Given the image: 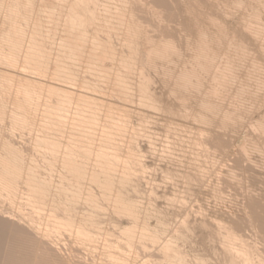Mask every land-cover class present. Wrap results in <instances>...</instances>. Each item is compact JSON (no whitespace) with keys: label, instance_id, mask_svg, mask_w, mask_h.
Returning a JSON list of instances; mask_svg holds the SVG:
<instances>
[{"label":"bare ground","instance_id":"6f19581e","mask_svg":"<svg viewBox=\"0 0 264 264\" xmlns=\"http://www.w3.org/2000/svg\"><path fill=\"white\" fill-rule=\"evenodd\" d=\"M61 1H63V3ZM84 1H87V2L90 1L89 3L92 2L94 11L96 9L98 10V8L101 9L100 7L102 6L99 3V1L100 2L104 1V6L102 7V10H100L101 11L100 13H103L102 16L101 14L100 15L98 14L99 12L95 14V15L98 14L99 16H101L99 18V16L97 15L99 19L96 17L98 21L100 22L97 21L95 23L96 26H94V28L96 29V31L94 30L95 33H98L100 35L101 33H105V35L103 34L104 38L102 37L103 38L102 40H97L98 37L97 39H94L92 38L93 37L92 35L90 36V38L88 37L89 35L87 33L86 21L84 18H82V16L80 15V12L78 11L79 3L84 2ZM96 1L97 0H92V1L91 0H38L37 7H34L33 0H0V15H1L0 17V66L2 65L3 67H5V70L7 69L10 72L9 74L13 73V75L11 76V75H8V73L2 74V71H0L1 72L0 73V121L2 119L5 120L3 116L6 115V112L3 110L7 109V112H8L7 115L9 116L7 117V120H10V124L8 122V124L10 125L9 130L13 129V131L14 130L17 131L18 129L21 131L29 127L31 128V130L34 131V126L36 125L35 122H37L38 118H40L39 122L37 123L39 124L40 127H38V129L35 128L36 129L35 134L38 133V135H35V137L33 136V138L31 139L32 141L31 144H32L34 151L32 150V147L30 148L33 152H35V155L38 154V156L40 157L39 159H41L42 161L40 163L38 161L36 164V161H37L36 159L38 158V156L35 159H34L35 156H32V154L31 155L29 154L30 156L29 155L27 156L26 150L24 151L22 147H19L20 143L17 142L19 144V146H17L16 142L15 141L13 142V139H11L12 136L15 134L13 133V131L12 133L10 132L11 135L13 134L10 138L8 137L10 136L8 129H7V132H8L7 137H5L4 135L3 137L1 135L2 133L0 132V264H150L149 263L150 260L148 259L153 257V255H151L152 251H150L151 248H152L151 250L154 249L157 252V253L156 252L154 253H156L159 256V259L161 258L163 260V263L167 262L166 264H181L182 261L185 260V259L182 260L181 258L183 257L181 256L182 253L180 254L181 257L179 256V253L182 252V250L178 252L176 251L178 249H176L175 246L173 247L175 243L173 244L171 241L174 238H172L169 241L166 240L167 237L166 239H164L165 236H167L166 233L168 232L167 231L168 229L166 230L167 227L165 228L166 223L168 221L167 218H170V217L166 216L167 217L166 218L165 216H162V214H165V213L164 211L163 213L161 211L158 212L159 210L157 212L153 211V213L151 212L147 213L146 209L141 210L140 208L141 205L139 206L136 201L132 200L131 197H128L130 195L132 196L131 193L128 196L126 195L129 192L126 193L125 188L126 186L128 187L129 184H131V183H128L129 182L128 180L131 177H128V174H127L130 172V171L128 172V170H130L129 164H133L135 168L141 165H139L138 159H136L134 154H131L129 152H128L129 156L127 155L128 158L126 157L125 159L127 161H124V158L123 160H121V154H120L121 149L119 147L120 145L116 144V141L112 139V135L118 133L120 131L119 129L123 131V129L120 126H123L124 128L125 123L124 122L119 123L120 120L117 123H113L115 120H113V122L111 120H107L113 116L112 112H110L112 113V115L110 114L111 117L108 115L109 114L108 112L107 115L104 114V117L106 115V117L109 116V118H102V115L100 114V112L97 113V111L94 110L95 108L93 109V107H95L94 106L95 105L94 96L93 97L87 96V94L91 91L95 92L98 88L96 85H92L90 83L82 81L81 83L82 85L80 84V86L78 87L74 86L75 88L71 87L76 82H79V80L76 78V75L74 76V73H73L74 72L72 69L73 62L75 61L79 62L84 56H87V59H88L87 62L90 61L89 62L90 64L100 63L105 60L110 61L112 59L113 57L112 55L114 54L115 51L112 49L113 46L110 45L111 44L109 43L110 38L108 37L112 34L111 32L117 30V29L114 30L115 26L113 25L112 20L116 21V24H117L116 27L119 26L118 28L120 27L124 28L123 34H124V31H126L125 32L126 35L124 37L125 40L124 42H122L123 43L122 45L126 46L125 49H127L129 51L128 53L131 54V55L129 54L128 57L129 56H131V58L134 57L133 54H136V52L140 54L141 56L140 58H138L140 59V62H142L143 65H148L147 67H150L154 72H157L159 75H161L162 79H159V80H163V82L165 84L167 83L166 85L170 87L169 89L167 86H165L166 87L165 90H167V96H169L168 94L170 93V96L172 95L174 98L170 96L168 98L169 99L171 98L172 100L176 99L175 101L173 100V102L175 103H172L173 104L172 106V104L170 103V100L169 102H167L168 98L166 94L164 93L165 96L163 97L167 99L165 101V99L162 98V100H164V104L165 102H167V104L170 103L171 106L169 104L168 105L161 104L163 103V101L161 100H160L161 102L159 106L158 104L159 100L155 102V100L159 98L155 97L154 94L156 93L154 92L153 95L156 99L154 98L153 101L157 103L156 105L159 106V107L157 106L159 108L158 109L154 102L149 103L151 102L149 100L153 99V96H151L152 94L150 95V93H146V90H145V94H143V91H144L142 89L143 85L141 83H136L137 86H134V87H137L136 91L138 89V94L140 93L139 94L140 100L138 103H140V105L142 104L141 107H146V110H147V107L149 109L151 108V110L154 108L153 109L154 111L158 109V113L160 110L164 111L163 112L164 116H166V114L168 115V113L171 115L174 114V116H172L173 118L175 117V115H177L180 118L182 117L183 120L185 119L184 121H187V119L191 118L192 116L191 114L194 111L193 110L192 112H189L191 114H188L187 110L185 109V106L187 107L186 104H188L186 103V101L188 100V95H189L188 92L190 93L200 92V94H204V96L205 94L206 95L211 94L210 97H208L209 99L208 98L207 99L198 98L199 100L197 99L198 101L193 103L195 105L192 104L194 108L197 107V109H199V112L200 111L204 112V116H205V112L207 111L206 114H208L209 112L210 118L216 115L218 116V118L220 117L219 122L221 120L222 123H224L222 119L228 120V122L231 120L232 122H236L237 120L241 121V118L243 117V116L241 117L238 116L239 114L240 115L243 114L241 113L243 112L242 110H240L241 112L239 113V108L241 109L242 104L245 103L246 105L247 104L246 102H248V101L246 102L241 101V100H244L241 98L244 92H245L244 96H246V93L248 92L244 90V87H246L244 85L250 82L249 80L247 81L248 83H245L246 80H244L243 77L245 76V73H246L247 77L245 76V79L248 78L250 76L249 71L251 70L247 72L246 69L250 67L252 68V71H253V68H255L258 65V63L254 65L252 64L253 61H251V63L248 64L249 66L247 68H245L246 67L245 64L244 66L242 65V68L239 65L241 61H244V59L246 61V58H245L246 48L245 47H249L248 45L250 46L253 44L256 45L255 47H257V50H258L257 53L259 52L260 56L264 58V29H261L262 26H260L264 22V21L261 22V17L264 18V0H231V1L229 0L228 1L231 6L235 5L234 7L240 8V10L243 13L247 14L244 17H242L241 16L242 14H240L242 18L238 17L239 19L235 20L234 22L232 21L234 20L232 19L233 17L232 18L230 17L231 21L233 22V24L232 22L230 23L232 24L230 28L231 30L230 37H228L230 34L227 36L226 32H224V30L229 25L226 28H224L225 26L219 24L220 23L219 20L216 19V16L218 14L217 11H219V9L221 10L222 9L221 7H223V5L216 4L214 2L215 0H116V6H111V7L109 3L112 2L113 0L110 1L109 3H106V4H109L108 6L105 4V2H108V0H99L98 2ZM97 4H100V7L98 5V7L96 8ZM38 6L41 9H39ZM207 7L211 10H207L206 9ZM228 10H229V7H228ZM42 12L46 14L47 16L46 18H48L46 19L47 22L49 21L50 25L51 24L54 25L53 28L58 27L57 26L58 21H60L59 23L62 22L63 23L62 26L65 28L64 32H60L62 34L64 33V36L60 34L61 36H63V38L61 37L62 39H59L60 43H58L59 40H57L56 38L55 39L58 42L55 43L56 41L55 42L53 41V43L59 44L58 48L55 47V49H58L59 53L58 55H56L57 58L54 56L55 57L54 59L51 58L53 56H50L51 52L49 53V52H46L45 50V48L47 49V46L46 45H45L46 47L44 46L45 40L47 39V41H49L48 43L51 44L52 41H50V39L52 37L50 36L51 34L53 35V33H51L52 30H50L51 29L50 27H49L50 31H48L47 28L45 30L44 24L46 25L48 23L41 22L42 16L40 13ZM210 12L217 13V14L215 13L216 16L214 15L215 18H213L212 13ZM93 15L94 14H92V16ZM43 19L45 20V17ZM94 20L95 19L93 18V21ZM145 20L150 21L151 23L154 24V27L156 28L154 32L156 33L155 35L157 36L155 38V35L154 34L152 35V32L150 31L151 34L149 32L150 34L149 37L154 36L156 40L155 39L153 40L147 36L148 30H144V29H146L148 25L146 27H143V25H146L145 22L147 23V21ZM59 27L61 28V26ZM151 27L149 28L151 29ZM210 28L213 29L214 31L211 32ZM56 30L57 29H55V33H56ZM44 31H47V33L45 32L46 33L45 34ZM123 34H122V37H123ZM236 34H240L238 35L239 37L236 36ZM251 42L253 44H250ZM88 43H90L91 45L90 47H87ZM47 45L49 46V44ZM135 45L136 46L138 45V47H136ZM139 45L141 49L139 48ZM180 46L185 48L186 51L184 50V52H187V51L190 52L189 56L186 55L189 58H184L182 56V53H180V50H181ZM51 51L53 52V50ZM21 52L24 53L23 56H21L22 61H20ZM126 56L124 58H126ZM128 57H127V62H128ZM248 57H251V56H249L248 54ZM113 58H115V56ZM63 59L65 61H63ZM135 61L136 60L134 59V61L132 62L135 63ZM258 61L261 65V61L260 60ZM251 64L254 65V67H252ZM49 65L52 66L51 68L53 72L52 74H50ZM237 66H239L238 69L240 68L243 69L244 67V70H246V71L241 70L245 73H244V76L242 77L243 78L242 80L244 82L240 83V84L242 83L243 84L245 83V84L244 85L242 84L244 86L242 89H241L242 87L241 85H239V88L237 87L239 90H236L234 88L237 91L235 92L234 90L236 94L234 93V95H232L233 93L231 91L232 93L231 96L232 97L234 96L238 100L235 98L234 99L231 97L230 98L232 99V102L240 101L241 103L242 102L243 103L240 105L239 104L240 102L239 103L237 102L239 106L237 103L236 104L234 103L235 105H237L236 107L235 105H233V103H231V105L229 103L228 105L230 107L233 105L235 109L231 107L232 109L229 108V110H227L229 106L227 107V109H225L226 107H224V105L220 103L222 105L221 107V105L217 103L216 100L218 101L219 99L222 98L221 95L224 91L227 94L231 90V87L233 88L232 84L234 85L237 83L236 85L238 86V82H240L239 79H238V82H235V83H234L235 80H232V79H235L236 77L238 78V76L235 77V75L237 74L236 70L234 71V69H236ZM19 67H22L24 68V70H26L21 73H28L30 74V76L35 75L37 76V78L35 76L34 77L27 76L28 74L23 75L20 73V75H18L17 73L16 75V73L14 72L15 70L20 69ZM173 67L174 68L176 67V70L173 69ZM22 68L20 69V71L21 70L23 71ZM254 71L252 72L253 77L255 75ZM107 72H106V75H109V73ZM256 72L260 73L258 71ZM257 73H256V76L257 75L260 76L262 74V72L260 74H257ZM51 75L53 77H51L50 79L53 82L55 81L56 83L46 82L47 81L46 78H48V76H51ZM110 76L111 75H109V77ZM114 76L115 75L111 76L113 77L112 82L113 83L115 82L112 88L113 89L114 87L116 89L118 88L116 95L118 96L122 94L124 95L125 92L126 94H128L127 92L128 91L130 92V90L128 89L127 91V88L120 84L119 79H117L116 77L114 79ZM207 76H208V79L210 77L209 94L204 93L202 91L204 87L201 90V87L204 86L203 81L205 78H207ZM256 76L254 77V79H251L250 77L251 81H253L254 83L252 86L256 85L257 83L258 84L256 86L264 85V81L259 80L258 79L259 77L257 78ZM38 77H43L46 80L45 81L43 79V81H45L46 83L42 81V78L38 79ZM157 77H160V76H157ZM262 77L264 76L261 75L260 79ZM231 80H232L231 82L232 84L230 83L231 84L230 86L229 82ZM158 82L162 83V81H158ZM170 82L172 83V85L169 86L168 84H171ZM164 83H162L161 86L165 85ZM149 85L151 84L149 83ZM149 85L148 87L145 85L147 88V92L149 91L148 90ZM227 86H229L230 90H228L229 88ZM152 87L154 88L156 86L152 85ZM152 87L151 89H153ZM157 87H160V86H157ZM254 87H252L253 88L252 90H250L247 87V90L248 89L250 90L247 93L248 96H251L253 94L251 93V91L254 90ZM260 87H257L255 89L257 90L259 88L258 90L260 91L264 89V86H262L263 88H260ZM76 88H78L79 90H77ZM161 89L159 90L163 92L164 89L163 88ZM200 90L202 91V93ZM206 90L205 92H207ZM227 90L228 92H226ZM256 90L253 92L257 93ZM151 91L152 90H150L149 92ZM220 93L221 95L219 97ZM256 93H254L253 95H255ZM146 94H149V95H146ZM158 94H159V91H158ZM197 94L199 95V93ZM201 96L199 95L200 98ZM149 97L151 98L148 99ZM225 97H223V99ZM227 98L229 97L227 96ZM253 98H254L253 100H256L255 99L256 95ZM96 100L98 101V99ZM146 100L149 102H147ZM177 100L179 101L177 102L179 103V105L176 104ZM246 100H249V98ZM224 101L226 100L224 99ZM253 103L254 102H251V104ZM174 104L177 105V108L174 107ZM223 107L224 109H222ZM187 108L191 109L189 107ZM243 108H244V105H243ZM222 110L223 111L231 110L230 112L232 113L226 112V111L223 112ZM109 111L111 110L109 109ZM184 111L187 113H185ZM97 114L101 115L100 118L104 119V121L106 119L107 121L111 123L106 121L109 124L108 126H106L105 123H103L104 125L102 123H99L101 122L100 121L101 119L99 118V115ZM194 115H196V113ZM196 116L195 118H193L194 116H192V118L193 119L198 118L197 120L201 124L210 123L211 125H213L218 120L215 118L209 119V117L207 116L205 118L202 115V113H199V116L197 118ZM98 118L100 119L99 122H98ZM177 118H174V119H177ZM180 118H179V121L180 120L182 121V118L181 119ZM213 119H215V121ZM262 119L264 120V118H260L261 122H263ZM242 121H243V118H242ZM242 121L240 123H243ZM232 122H230V125L228 123L226 125L227 126L229 125V127L230 126L232 127L233 125L231 124ZM261 122H257L258 124H254V125L255 126L258 125V128H259L260 124L261 125L264 124ZM118 123L121 125H119ZM255 126H253L255 129L252 126H251L252 128L251 127L250 128L253 129L254 131L261 129V127L260 129H257V127ZM8 127L9 126L7 125V128ZM263 128L264 127H262L260 131H262ZM215 132L217 133L219 131H215ZM163 133L166 134L167 133L166 130L165 132L163 131ZM199 133L197 135L198 138H194L193 141L188 139L189 141H192L191 145L193 144L195 148L197 147L198 149L200 148L199 149L200 152H198L195 155V158L197 157L200 158L199 157L200 155L201 156L205 155V154L202 155L203 153H205V150H204L205 146L203 147V142L201 141L202 139L201 140L199 139V135H201L202 132L200 134ZM208 133L210 132L208 131ZM181 135L182 134L177 135V136L180 137ZM167 136H169V134H167ZM218 136L216 137L212 136V138H215L218 140L220 139L218 138ZM181 137L179 138L180 140L182 139ZM171 138L169 136V138L166 137L164 140L165 141L167 139L170 140ZM174 138L175 137H173V139L171 140L174 141L175 140ZM177 139L178 138H176V140ZM215 139L213 140L216 141ZM112 140L114 141V143ZM170 142H168V144H170ZM174 142H173V145L175 147H177L178 145L180 146V144L176 146ZM220 142L219 144H222V142L221 143ZM31 144L29 146H31ZM171 145H169L168 147L166 143L167 148L164 147L163 149L166 148L167 150L170 151V149L172 148L171 150L172 152L177 150L178 155L182 154L181 152L179 154V151L181 149L180 147H183L182 145L180 147L178 146L180 149L175 148L174 146L173 148ZM194 146L193 148L191 147V149L190 148L189 149L190 150L194 149ZM216 147L214 146V148ZM243 148L240 151H242L243 153H247L246 151L244 152ZM184 149L186 148L184 147ZM28 150H29V147H28ZM194 151L192 152L196 153V150ZM166 152L169 153L168 151ZM166 152H164V154ZM242 152L241 154H243ZM160 153L161 152H159V154ZM178 155L177 154L176 156L171 155V157L173 156V159H175V157H178ZM243 155L246 156V154H243ZM31 156L33 157L35 162L34 160L31 159L32 158ZM167 156L169 157L170 153ZM198 158H197V162L199 160L202 161V159L198 160ZM180 159L178 158V160ZM190 159H194V158L191 157ZM38 163L39 164L43 163V166L41 165V167H39ZM187 164L188 166L186 167L188 168L191 165H193V163H191L190 165L189 162H187ZM197 165H199V163ZM235 165H238V164H235ZM193 167L194 166H192V170L188 168L187 169L191 170V172L196 170V172L194 171L193 173H191L192 175L190 174V176H188L189 175L188 174L189 172H188L187 173L188 175L185 174L188 178L186 177V179L184 180L188 179L187 182L185 181L186 184L190 180L189 185L192 184L191 183L192 181L193 182L195 181V183L198 182L196 184L199 185L201 183L200 178L203 179L202 176H204L202 175V172L205 171L203 170L204 169L203 167L205 166L202 167L203 169L200 168V171L202 169V172L197 171L199 170L197 167H194L196 169H194ZM257 167H259V165ZM187 169H186V172L188 171ZM199 172L201 173V175L199 174ZM212 174H215V173H212ZM161 175L163 174L161 173ZM167 176L170 177V175H167ZM171 178L172 177H170L169 180ZM163 180H166V179L164 178ZM176 180L178 181L179 179H176ZM207 180H209V178ZM186 184L185 186H188ZM164 186H167V185H164ZM90 187L92 188L94 187V188L90 189ZM95 188L97 189L98 192L95 191L93 193L92 191ZM134 189L135 188H133V192L135 193L133 195H138V193L136 192L137 190L135 191ZM238 190H241V189H238ZM221 191L222 190H220L217 187L214 188L213 191L211 189V192L214 193V198L216 199L217 197L219 202L222 201V196L223 197L225 196L224 194H222ZM242 192H243V189H242ZM165 193L167 194L166 191ZM224 193H226V191H224ZM232 193L234 194L235 192L232 191ZM232 193H231V196L233 195ZM244 193H247V195L245 194L246 204L245 203L244 205L241 204L242 210H246L248 208L250 212L249 211H248L249 213L246 212L247 210L245 212L242 211L243 212L242 215L244 214L243 216L245 218V222L248 223L247 225L248 227L247 226L246 227L249 228L248 230H250L251 234L253 235L252 237H254L253 238L254 240L250 241L248 238H250L251 236L250 237L248 236V238H246L244 237L245 233L243 236L242 233L241 235L239 234L240 233L239 231H238L239 233H237V231H234L232 229L233 228L232 226H236L234 219H233L234 225H232L233 223L232 224L230 223L232 226L228 222L225 221L231 226V228L229 225L225 223H224L225 225L222 223L217 226L215 225L214 227L216 228V230L215 229L213 230V228L211 230L210 228L211 230L210 233L212 234V232L214 231L213 234H216L217 240L216 239L215 240L216 242H218L217 244L221 250L220 251L221 257L218 258L219 260L218 259L216 260L217 262L216 264H264V202L263 200L261 202L259 198L255 199L250 193L246 191H244ZM255 193L256 192L254 191V194ZM240 196H243V195L240 194ZM167 197H166V200H167ZM225 198L227 197L225 196ZM228 198L226 200L229 202ZM233 198H232V202H233ZM263 198L264 196L261 199ZM170 200L172 199H168V201ZM226 200H223V202ZM216 204H217V201H216ZM82 206H84L85 210L81 212L80 207ZM175 206H179V204ZM229 207L230 206L228 205V208ZM167 213L166 215H168ZM170 215L172 214L170 213ZM173 216H174V213H173ZM229 217L234 218V215L233 217L232 216H229ZM200 218L198 220H200ZM150 219L154 220L153 225L149 223ZM233 220L229 222H233ZM204 221L205 220H203V222ZM203 222L201 225H203ZM247 223H244V224L246 225ZM206 225H209V223H207ZM183 227L181 226V228ZM199 227H202V226H199ZM241 227L242 225L240 224L239 230L243 228ZM178 228L180 227L178 226ZM206 228L208 229V227ZM199 229L201 230L202 228H199ZM202 230H205V228ZM207 231L209 232V229ZM180 232H181V235H180L181 237L179 236L177 237L178 239L180 238L183 239L184 234H182L183 233L182 231ZM242 232H243V229H242ZM244 232H247V231L244 230ZM63 234L64 235L66 234L68 238L72 239V241L69 239L68 243H70L71 245V242H73L71 247L75 246V248L70 249V247L68 246L69 244L67 245V242H65L66 240L61 238L62 236H64ZM172 234H171V237H172ZM199 234H202V232ZM213 234L210 236H214ZM210 236L208 237L210 238ZM18 237L25 238L28 241V243L25 245L17 244L15 241ZM178 239L175 238V240L177 241ZM210 239L214 240L212 237ZM177 241L175 242L177 243ZM206 241L212 242L210 240H206ZM179 244H181V242ZM162 260L161 262L160 261L159 262L162 263ZM201 260L199 259L197 261V264H208V262H211L208 260H207L208 262L207 261L205 262L204 259L202 260L203 261L202 262Z\"/></svg>","mask_w":264,"mask_h":264},{"label":"rangeland","instance_id":"374dc122","mask_svg":"<svg viewBox=\"0 0 264 264\" xmlns=\"http://www.w3.org/2000/svg\"><path fill=\"white\" fill-rule=\"evenodd\" d=\"M92 1V0H91ZM99 0H97L96 2H98ZM110 1H112V0H108V2H105V4L106 3H109ZM114 1V2H113ZM112 2L113 3H115V4H113L112 2H110L109 4H110V7L111 6H116V0H113ZM218 0H215L214 2L216 3V4H218V5H223V7H221L222 9L220 10L219 9V11H220V13H219V11H217V16H216V14L214 13V12H210V13H212V15H213V18H215V16H216V19L217 20H219V24H221V25H223V26H225L224 28H226L228 25V29L226 28L225 30H224V32H226V34H227V36L228 37H230L231 36V30H230V28H231V26H232V24H233V22L235 21V20H238L239 18L238 17H244V16H246L247 14L246 13H243L241 10H240V8H236V7H234L235 5H233V6H231L230 5V3L228 2L229 0H219L218 2H217ZM231 1V0H230ZM62 3H63V1H61ZM90 2V1H89ZM89 2H87V1H84V2H81V3H79V6H78V11L80 12V15L82 16V18H84L85 19V21H86V26H87V33H88V37L90 38V36L92 35L93 37L92 38H94V39H97V37H98V39L97 40H102L103 38H104V36H103V34L105 35V33H101L100 31V33H101V35L100 34H98V33H95V31H96V29L94 28V26H96L95 25V23L98 21V19L102 16V14L103 13H100L101 11L100 10H102V7L104 6V1H99V3L101 4V6L102 7H100V4H97V6H96V8L98 7V5H99V7L101 8V9H99L98 8V10L96 11H94V9H93V3L91 2V3H89ZM229 3V4H228ZM232 3V2H231ZM109 4H106L107 6L109 5ZM216 4H215V6H216ZM226 4H227V6H226ZM33 5H34V7H37V5H38V0H33ZM105 5V6H106ZM220 7V6H219ZM228 7H229V10H228ZM234 7V8H233ZM38 8L39 9H41L39 6H38ZM217 8V7H216ZM215 8V9H216ZM207 10H211V9H209L208 7L206 8ZM227 9V10H226ZM231 9V10H230ZM213 10V9H212ZM218 10V9H217ZM240 10V11H239ZM239 11V12H238ZM99 12V13H98ZM242 12V13H241ZM96 13H98L99 15L101 14V16H99L98 14V16H99V18H98V16L97 15H95ZM214 13V14H213ZM41 14V18H42V20H41V22H47V20L46 19H48V18H46L47 16H46V14L45 13H40ZM92 14H94L93 16H92ZM240 14H242L241 16H240ZM215 15V16H214ZM35 16V15H34ZM235 16V17H234ZM0 17H1V15H0ZM45 17V20L43 19ZM98 19H97V18ZM227 17H228V19H227ZM232 19H234V20H232L231 21V18ZM241 17V18H242ZM32 18H33V16H32ZM93 18L95 19L94 21H93ZM263 17H261V22L262 21H264V18L262 19ZM114 21V22H113ZM145 21H147V20H145ZM145 21H143V22H145ZM60 21H58L57 22V28H53L54 27V25L53 24H51L50 25V22L48 21L47 23L48 24H44V23H42V24H44V27H45V30H46V28H47V30L48 31H50V30H52L51 31V33H53V35L51 34V36L50 37H52L51 39H50V41H52L51 42V44L50 43H48L49 41H47V39L45 40V43H44V46L46 45L47 46V49L45 48V50H46V52H51V53H53V54H51L50 53V56H53V57H51L52 59H54L55 57L57 58V56L56 55H58V53H59V51H58V49H55V47L56 48H58L59 47V44H55V43H57L58 41H56V39L57 40H59V39H62L63 38V36H64V33L62 34V33H60V32H64V30H65V28L62 26L63 25V23L61 22V23H59ZM98 22H100V21H98ZM223 24H222V23ZM232 22V24H230ZM260 22V23H261ZM112 23H113V25L115 26V28H114V30H116V31H113V32H111L110 34V36L108 37V38H110V40H109V43H111L110 45H112L111 47H112V49L116 52V54H115V52H114V54L112 55L113 57L115 56V58H113L112 57V59L110 60V61H103V62H100V63H94V64H90L89 62H87L88 61V59H87V56H84L79 62H73V65H72V69H73V73H74V76L76 75V78L79 80V82H76L73 86H71V87H73V88H75V87H78V86H80V84L82 83V81L83 82H87V83H90V84H92V85H96L98 88H97V90L94 92V91H91V92H89L88 94H87V96H94V99H95V107H93V109L94 110H96L97 111V113L98 112H100V114L102 115V118H109V116H110V114L112 115V113H113V116L110 118V119H107V120H111L112 122H113V120H115L113 123H117L119 120V123L120 122H124L123 124L125 125V127L123 128V126H120L122 129H123V131H121V129H119L120 131V133L118 132V133H116V134H114V135H112V139H114V141H116V144H119L120 146V149H121V151H120V149H119V151L121 152H118V153H120L121 154V160H123V158H124V161H127V160H125L126 159V157L128 158V154L129 153H131V154H134V156L136 157V159H138V163H139V165H141V166H138V167H134V165L133 164H129V169L130 170H128V172L129 173H127L128 174V177H131L128 181V183H131V184H129V186H131V187H127L126 186V193H128V194H126L127 196L128 195H130V193L132 194V196L130 195V196H128V197H131V199L132 200H134V201H136L137 202V204L140 206V208H141V210H145L146 209V211H147V213L148 212H151V213H153V211L154 212H157L158 210V212H162L163 213V211H164V213L165 214H162V216H167V217H170V218H167V223H166V226H165V228H166V230L168 231L166 234H167V236H165V238H164V236H163V238L164 239H166V237H167V239L166 240H171L172 238H174V239H172V243L174 244L173 245V247L175 246V248L176 249H178V250H176V251H178V252H180L181 250H182V252H180L179 253V256H180V254H181V256H183V257H181L182 258V260L183 259H185V260H183V261H185V262H183L182 261V263L181 264H197V261L200 259H204L205 260V262L208 260V261H211L213 264L215 263H217L216 262V260L218 259V258H220L221 257V250H220V247L218 246V242H216V234H213V232H212V234L215 236H210V235H212L210 232H211V230H212V228H213V230L215 229L216 230V228L214 227L215 225L217 226V225H219V224H227V225H229L230 223L232 224V225H234V220H235V225L236 226H232L231 224V226L233 227L232 229L234 230V231H237V233H239L240 235H241V233L243 234V236H244V233H245V236L244 237H246V238H248V236L250 237V238H248L250 241H253L254 239V237H252L253 235L251 234V232H250V230H248L249 228H247L248 226V223L247 222H245V218H244V214L242 215V211H246V212H250V210H248V208L246 209V210H242V205H244V203L246 204V201H245V196L247 195V193H244V191H246V192H248V193H250L255 199H260L261 200V202H262V200H263V202H264V198L263 199H261L263 196H264V128H263V130L262 131H260L261 129H262V127H264L263 125L264 124H260V126H259V128H258V125H254V124H258L257 122H261L260 121V118H264V93H262V92H264V89H262L261 91L260 90H256L255 88H257V87H260V88H263L262 86H264V85H260V86H256V85H254V86H256V87H254V86H252L254 83H253V81H251V79H254V77L256 76V71H258V72H262V76H264V58L262 57V56H260V53L258 52L257 53V47H255L256 45H254L252 42L250 43V44H253V45H248L249 47H245L246 48V50H245V53L247 54H245V58H246V61H245V59H244V61H241V63H240V65L239 66H241V68H242V65L244 66V64L246 65V67L245 68H247L249 65L248 64H250L251 63V61H253V63L252 64H254V65H256V63H258V67L256 66L255 68H253V71H254V69H255V75H254V77H253V71H252V68H250V67H248L246 70H247V72L249 71V70H251V71H249V74H250V76L248 77V78H246L245 79V76H246V73L245 72H243V71H246V70H244V67H243V69H238V67L239 66H237L236 67V69H234V71L236 70V73L237 74H239V75H235V77L236 76H238V78L236 79L235 77V79H232V80H235L234 81V83L235 82H238V79H239V81L240 82H238V86L236 85V84H232L231 82H232V80L229 82V84L231 83L232 84V86H233V88L231 87V90H230V88H229V86H227L228 88V90H230L229 92H228V90L226 91V92H228L227 94L225 93V91L222 93V95H221V93L219 94V97H220V95L222 96V100L221 99H219L218 101L216 100V102L217 103H222V105H224V107H226L225 109H227V107L229 106L228 104L230 103V105H231V103H233V105H235L238 101H236V102H232V99L231 98H235L234 96L232 97L231 96V94L232 95H234V93L235 92H237L236 90H239L238 88H239V85H241L240 87H241V89L244 87V86H246V87H244V90L245 91H250V90H252L253 88L252 87H254V90L253 91H257V93L256 92H253V91H251V93H256L255 95H256V100H253L254 98V96L255 95H251V96H248L247 95V93H246V96H244L245 95V92L242 94V98L241 99H244V100H241V101H243V102H246V101H248V102H246L247 104L245 105V103H241L240 101V105L242 104V108H243V105H244V108L245 107H247V108H239V113L241 112L240 110H242L243 112H241V113H243L242 115H240L239 113V117H241V116H243L242 118H243V121H242V118H241V121L243 122V123H240L241 121L240 120H234V121H236V122H232V120L231 121H229L228 122V120H224V119H222L223 120V122L224 123H222L221 122V120H220V122H219V118H218V116H216V115H214L212 118H215V119H218L216 122H218L219 124H220V126H219V124L218 123H214L213 125H211L210 123H205V124H201V123H199V121L197 120L198 118V116H199V113H202V115L204 116V112H202V111H200L199 112V109H197V107L196 108H194V106L193 105H195V104H193L194 102H196V101H198L199 99H207L208 97H210V95H206L205 94V96H204V94H200V92H197V93H199V95L201 96V95H203V96H201V98L199 97V95L195 92H193V93H190V92H188L189 93V95H188V100L186 101V103H188V104H186L187 105V107H189V108H191V109H188L186 106H185V109L187 110V112H188V114H191V113H189V112H192L193 110V112H192V116H194L193 118H195V116H196V118L197 119H193L192 118V116H191V118H189V119H187V121H184L183 120V118H182V121L180 120L179 121V118L180 117H178L177 115H175V117L174 118H177V119H174L172 116H174V114L173 115H171V114H169L168 113V115L166 114V116H164V111H159V113H158V107L160 106V102L161 101H163V103H161V104H164V100H162V98L163 99H165V101L167 100L165 97H163V96H165V94H166V96H167V90H165V86H167L164 82H163V80H159V79H162V77H161V75H159L157 72H154L150 67H147L148 65H143L142 64V62H140V59H138V58H140V54H138L137 52H136V54H133L134 55V57H132L133 58V60H132V58H131V56H129L128 57V55L130 54V53H128L129 51L127 50V49H125L126 48V46H124V45H122L123 43L122 42H124V40H125V35H126V31H124V34H123V30H124V28L122 27H120V28H118V27H116L117 26V24H116V21L115 20H112ZM60 24V25H59ZM143 24V23H142ZM145 24L146 25H143V27H146L147 25V27H146V29H144V30H148V32H147V36L149 37V35L151 34V32H152V35L154 34H156L154 31L156 30V28L154 27V24L153 23H151L150 21H147V23L145 22ZM49 25V26H48ZM92 25H93V27H92ZM59 26H61V28L59 27ZM152 26V27H151ZM260 26H262V28L261 29H264V22L260 25ZM49 27L51 28L50 30H49ZM55 27H56V25H55ZM62 27H63V29H62ZM149 27H151V29L149 28ZM94 28V29H93ZM44 29V28H43ZM55 29H57L56 30V33H55ZM120 29V30H119ZM211 29V28H210ZM30 30V29H29ZM53 30H54V32H53ZM63 30V31H62ZM95 30V31H94ZM111 31V30H110ZM151 31V32H150ZM214 30L213 29H211V32H213ZM230 31V32H229ZM47 33V31H44V33ZM146 32V31H145ZM149 32H150V34H149ZM229 32V33H228ZM45 33V34H46ZM55 33V34H54ZM59 33V34H58ZM91 33V34H90ZM94 33V34H93ZM123 34V37H122V34ZM60 34H62L63 36H61ZM59 35V36H58ZM238 35H240V34H236V36H238ZM243 35V34H242ZM55 36V37H54ZM58 36V37H57ZM114 36V37H113ZM117 36V37H116ZM156 36L157 35H155V38H156ZM60 37V38H59ZM62 37V38H61ZM103 37V38H102ZM239 37V36H238ZM56 38V39H55ZM119 38V39H118ZM149 38H151V39H155L154 38V36L153 37H149ZM53 39V40H52ZM156 40V39H155ZM53 41L55 42V43H53ZM115 41V42H114ZM120 41H121V43H120ZM224 41V40H223ZM222 41V42H223ZM46 42H47V44H49V46L46 44ZM89 42H90V40H89ZM52 43H53V45H52ZM58 43H60V40H59V42ZM108 43V44H109ZM224 43V42H223ZM55 45V46H54ZM109 45V46H110ZM247 45H245V46H247ZM45 46V47H46ZM91 45H90V43H88V45H87V47H90ZM136 46V45H135ZM134 46V47H135ZM51 47V48H50ZM136 47H138V45L136 46ZM135 47V48H136ZM181 47V46H180ZM179 47V48H180ZM116 48V49H115ZM121 48V49H120ZM139 48L141 49V47H140V45H139ZM138 48V49H139ZM183 48V49H182ZM248 48V49H247ZM55 49V50H54ZM125 49V50H124ZM181 49V50H180ZM179 50H180V53H182V56L184 57V58H189V57H187L186 55H190V52L189 51H187V52H184V50H185V48L184 47H181ZM250 49V50H249ZM256 49V50H255ZM48 50V51H47ZM51 50H53V52L51 51ZM141 51V50H140ZM139 51V52H140ZM186 51V50H185ZM249 51V52H248ZM24 52V51H23ZM23 52H21L20 53V61H22V57L21 56H23ZM55 53V54H54ZM128 53V54H127ZM185 54V55H184ZM248 54H249V56H251V57H248ZM127 55V56H126ZM131 55V54H130ZM137 55V56H136ZM55 56V57H54ZM126 56V58H124ZM135 56H136V58H135ZM127 57H128V62H127ZM247 58H248V60H247ZM257 58V59H256ZM261 58V59H260ZM84 59V60H83ZM115 59V60H114ZM130 59V60H129ZM134 59L136 60L135 61V63H133L132 61H134ZM251 59V60H250ZM254 59V60H253ZM61 60V59H60ZM86 60V61H85ZM139 60V61H138ZM258 60H260L261 61V65H263V66H261L260 65V63H259V61L257 62ZM54 61V60H53ZM63 61H65L64 59H63ZM85 61V62H84ZM112 61H113V63H112ZM130 61V62H129ZM249 63H248V62ZM256 61V62H255ZM132 62V63H131ZM140 63V65H139V63ZM142 64V65H141ZM251 64V65H252ZM254 65H252V67H254ZM2 66V65H1ZM0 66V67H1ZM3 67V66H2ZM2 67L0 68V71H2V74H7L8 73V75H13V73H11V74H9L10 72L6 69L5 70V67H3V69H2ZM20 69L22 68V67H19ZM51 68H52V66H50L49 65V71H50V74H52L53 72H52V70H51ZM250 68V69H249ZM259 68V69H258ZM2 69V70H1ZM20 69H18V70H15V72L14 73H16V75H17V73H18V75H20V73L21 72H24V71H26V70H24V68H22L23 69V71L21 70L20 71ZM173 69H175L176 70V67L174 68L173 67ZM258 69V70H257ZM237 70H238V72H237ZM241 70H243V71H241ZM108 71V72H107ZM111 71V72H110ZM4 72V73H3ZM6 72V73H5ZM106 72L107 73H109V75H115L114 76V79H115V77L117 78V79H119V81H120V84L122 85V86H124V87H126L127 88V91H128V89L130 90V92L128 91L127 93L128 94H126V92L124 93V95L122 96V95H116V93H117V89L114 87V89L112 88L113 87V85H114V83L112 82L113 81V77H109V75H106ZM1 73V72H0ZM156 73V74H155ZM235 73V72H234ZM244 73H245V76H244ZM260 73H257V74H260ZM21 74H23V75H27L28 73H21ZM158 74V75H157ZM248 74V73H247ZM260 75V76H261ZM27 76H30V74H28ZM35 75H33V76H30V77H34ZM107 76V77H106ZM157 76H160V77H157ZM240 76V77H239ZM244 76V77H243ZM260 76H256L259 80H261V81H264L263 79H264V77H262L261 79H260ZM36 78H37V76H35ZM51 77H53L52 75L51 76H48V78H46V80L43 78V77H38V79L40 78H42V81H43V79L46 81V82H48V83H56L55 81L53 82L50 78ZM244 78V80H246L245 81V83H248L247 81H249L250 80V82L248 83V84H246V85H244L243 83V85L242 84H240L241 82H244L242 79ZM247 77V76H246ZM250 77H251V79H250ZM253 77V78H252ZM48 79H50V80H48ZM209 79H210V77H209ZM208 79V76H207V78H205L204 79V81H203V85L204 86H202L201 87V90H202V88H203V92L204 93H207V94H209V92H210V89H209V82H210V80ZM109 80H111V81H109ZM237 80V81H236ZM255 80H256V78H255ZM45 81H43V82H45ZM50 81V82H49ZM52 81V82H51ZM155 81V82H154ZM158 81H162V83H164L165 85H162L161 86V82H158ZM45 82V83H46ZM154 82V83H153ZM158 82V83H157ZM256 82V81H255ZM113 83V84H112ZM136 83H141L143 86H142V89L144 90L143 91V94H145V90H146V93H150V95L151 96H153V99L152 100H149V101H151V102H149V101H147L148 99H150L151 97H149L146 101L147 102H149V103H152V102H154L153 100H154V98L156 97V98H159V99H157V100H155V102L156 101H158L159 100V102H158V104H159V106L158 105H156L157 103H155V105H156V107L158 108L157 110H151V108L149 109L148 107H147V110H146V107H141V105H140V103H138L139 102V94H138V89H137V91H136V88L137 87H134V86H137L136 85ZM149 83L151 84V85H149ZM161 83V84H160ZM171 83V82H170ZM205 83V84H204ZM154 84H156V85H154ZM208 84V85H207ZM231 84H230V86H231ZM250 84V85H249ZM77 85V86H76ZM82 85V84H81ZM148 87V85H149V91L150 90H152L151 92H147V88H146V86ZM152 85L153 86H156V87H152ZM169 86L170 85H172V83L171 84H168ZM75 86V87H74ZM157 86H160L161 88H163L164 90H163V92L161 91L162 89L160 88V87H157ZM207 86V87H206ZM236 86V87H235ZM251 86V87H250ZM151 87L153 88V89H151ZM168 87V86H167ZM172 87V86H171ZM238 87V88H237ZM247 87L250 89H248L247 90ZM146 88V89H145ZM161 89V90H159V89ZM169 89H170V87H168ZM167 88V89H168ZM207 90H206V89ZM236 90H235V89ZM246 88V89H245ZM77 90H79L78 88H76ZM200 90V91H201ZM205 90L207 91V92H205ZM209 90V91H208ZM234 90H235V92H234ZM157 91V92H156ZM158 91H159V94H158ZM165 91V92H164ZM169 91V90H168ZM202 91H201V93H202ZM231 91H232V93H231ZM260 91V92H259ZM82 92H83V90H82ZM86 92V91H85ZM154 92L156 93V94H154ZM160 92H162V93H160ZM259 92V93H258ZM131 95H130V94ZM165 93V94H164ZM169 93V92H168ZM187 93V94H188ZM119 94V93H118ZM155 95V97H154V95ZM158 94V95H157ZM162 94V95H161ZM164 94V95H163ZM197 94V95H196ZM229 97V98H227V96ZM230 94V95H229ZM236 94V93H235ZM263 94V95H262ZM4 95V94H3ZM128 95H129V97H128ZM146 95H149V94H146ZM157 95V96H156ZM160 95V96H159ZM169 96H170V93L168 94ZM193 95V96H192ZM226 97H225V96ZM159 96V97H158ZM162 96V97H161ZM169 96H167V98L169 97ZM248 96V97H247ZM261 98H260V97ZM91 97V98H92ZM148 97V96H147ZM170 97H172V98H174L172 95L170 96ZM223 97H225L224 99L227 101H224V99H223ZM231 97V98H230ZM244 97V98H243ZM245 97H247V98H245ZM252 99H251V98ZM155 98V99H156ZM161 98V99H160ZM199 98V99H198ZM239 98V97H238ZM249 98V100H246V99H248ZM93 99V98H92ZM93 99V100H94ZM96 99H98V101L96 100ZM136 99H138V100H136ZM198 99V100H197ZM209 99V98H208ZM228 99V100H227ZM231 99V100H230ZM235 99H237V98H235ZM257 99H259V100H257ZM128 100V101H127ZM161 100V101H160ZM169 100H170V103L172 104V103H175V102H173V100L175 101L176 99H169L168 98V100H167V102H169ZM172 100V101H171ZM230 100V101H229ZM238 100V99H237ZM252 100V101H251ZM97 101V102H96ZM137 101V102H136ZM211 101H213V100H211ZM233 101H235V100H233ZM263 101V102H262ZM167 102H165V104H167ZM177 102H179L178 100L176 101V104L177 105H179V103H177ZM251 102H254L253 104H251ZM153 103V104H154ZM170 103H168L169 105H170ZM235 103V104H234ZM237 103V104H238ZM260 103V104H259ZM140 106H139V105ZM164 104V105H165ZM167 104V105H168ZM193 104V105H192ZM239 104H238V106H239ZM252 106H251V105ZM98 105V106H97ZM177 105H175L174 104V107L175 108H177ZM188 105H190V106H188ZM221 105V104H220ZM222 105H221V107H222ZM233 105L231 106L233 109H235L234 107H233ZM250 105V106H249ZM171 106V105H170ZM172 106H173V104H172ZM237 105H235V107H236ZM96 107H98V108H96ZM224 107L222 108V109H224ZM230 106L228 107V109L227 110H229V108L230 109H232ZM194 108V109H193ZM259 108V109H258ZM99 109V110H98ZM108 111H107V110ZM109 109L111 110V111H109ZM197 109V110H196ZM151 110V111H150ZM183 110V109H182ZM185 110V111H186ZM227 110H222L223 112H230V111H227ZM247 110V111H246ZM3 111H5L6 112V115L8 114V112H7V109H5V110H3ZM184 111V112H185ZM196 111V112H195ZM234 111V110H233ZM245 111H246V113H245ZM249 111V112H248ZM253 111V112H252ZM95 112V111H94ZM104 112V113H103ZM109 112V116H107L106 117V115H107V113ZM110 112H112V113H110ZM163 114H162V113ZM183 112V111H182ZM187 112H185V113H187ZM198 112V113H197ZM207 112V111H206ZM206 112H205V118H206V116L207 117H209V119H212V118H210V113L208 112V114H209V116H208V114H206ZM96 113V112H95ZM167 113V112H166ZM196 113V115H194V114ZM230 113H232V112H230ZM253 113V114H252ZM104 114H106L105 115V117H104ZM3 116L4 118H5V120L4 119H2L0 122H1V124H0V127H2V128H0V132L2 133L1 135L3 136H5V137H7L8 136V132H9V135L10 136H8L9 138L13 135H11L10 134V132L12 133V131H13V129H11V130H9V128H10V120H7V117H9L8 115L7 116ZM97 115H99V114H97ZM101 115H99V118L101 117ZM170 115V116H169ZM263 115V116H262ZM150 116V117H149ZM177 116V117H176ZM201 116V115H200ZM216 116V117H215ZM245 116V117H244ZM247 116V117H246ZM166 117V118H165ZM169 117V118H168ZM171 117V118H170ZM260 117V118H259ZM98 118V122H99V120L101 121V122H99V123H105V125L106 126H108L109 124L107 123V122H109V121H107L106 119H105V121H104V119H102V118H100L99 119ZM173 118V119H172ZM180 118V119H181ZM246 118V119H245ZM8 119H10V118H8ZM129 119H130V121H129ZM208 119V120H209ZM215 119H213L214 121H215ZM259 119V120H258ZM4 120V121H3ZM36 120V119H35ZM39 120H40V118H38V121L37 122H35V126H34V131L33 130H31V128H26V129H24V130H18L17 129V131L16 130H14L13 131V133H15L13 136H12V138L11 139H13V142L15 141L16 142V145L17 146H19V144L18 143H20V146L19 147H22L23 149H24V151L26 150V154H27V156L30 154H32V156H35L34 157V159L35 158H37V156H38V154H36L35 155V152H33L34 150H33V147H32V141H31V139L33 138V136L35 137V135H38V133H36L35 134V132H36V129H38V127H40L39 126V124H37L38 122H39ZM127 120V121H126ZM166 120V121H165ZM170 120V121H169ZM194 120H196V121H194ZM245 120V121H244ZM3 121V122H2ZM102 121H104V122H102ZM107 121V122H106ZM157 121V122H156ZM164 121V122H163ZM173 123H172V122ZM191 121V122H190ZM227 121V122H226ZM240 121V122H239ZM247 121V122H246ZM249 121H250V123H249ZM262 121L263 122H261V123H264V120L262 119ZM8 122H9V124H8ZM183 122V123H182ZM196 122V123H195ZM230 122H232L231 124H233L232 125V127L230 126L229 127V125H230ZM253 124H252V123ZM256 122V123H255ZM98 123V124H99ZM109 123H111V122H109ZM118 123V124H119ZM170 123V124H169ZM229 124L228 126L226 125V124ZM242 124V125H240V124ZM9 126L8 128H7V125ZM122 124V125H123ZM140 124V125H139ZM209 124V125H208ZM222 124H224V125H222ZM238 125V126H236V125ZM251 124V125H250ZM104 125V124H103ZM119 125H121V124H119ZM138 125V126H137ZM183 126V127H182ZM186 126H188V127H186ZM213 126V127H212ZM222 126H224V127H222ZM242 126V127H241ZM249 126V127H248ZM253 126H255V127H257V129H260V127H261V129L260 130H257V131H254L253 129H251ZM119 127V128H120ZM175 128V130H174V128ZM177 127V128H176ZM179 127H180V129H179ZM191 127V128H190ZM217 127V128H216ZM236 127V128H235ZM238 127V128H237ZM251 127V128H250ZM6 128V129H5ZM32 128H33V126H32ZM36 128V129H35ZM135 128V129H134ZM164 128V129H163ZM170 128V129H169ZM186 128V129H185ZM221 128V129H220ZM250 128V129H249ZM254 128V127H253ZM7 129L9 130L8 132H7ZM125 129V130H124ZM147 129V130H146ZM191 129V130H190ZM208 129V130H207ZM210 129H212V130H210ZM218 129V130H217ZM220 129V130H219ZM255 129V128H254ZM157 130V131H156ZM161 132H159V131ZM165 132V130H166V134L165 133H163V131ZM180 132H179V131ZM181 130H183V131H181ZM201 130H203V131H201ZM139 131H140V133H139ZM171 131V132H170ZM196 131V132H195ZM202 133H201V132ZM208 131L210 132V133H208ZM215 131H219V132H215ZM260 131V132H259ZM39 132V131H38ZM122 132H123V134H122ZM125 132V133H124ZM138 132V133H137ZM169 132V133H168ZM201 133V135H199V139L203 142V147L205 146V148H204V150H205V153H203L202 155H204V156H199L200 158H198V160L199 159H202V161L201 160H199L198 162H197V158H195V155L198 153V152H200L199 151V149H198V147L197 148H195V146L192 144L191 145V143H192V141H193V139L194 138H198V133ZM256 132H258V133H256ZM174 133V134H173ZM179 133V134H178ZM183 133H185V134H183ZM191 133V134H190ZM199 133V134H200ZM204 133V134H203ZM207 133V134H206ZM216 133V134H215ZM260 133V134H259ZM6 134V135H5ZM119 134V135H118ZM136 134V135H135ZM159 134V135H158ZM163 134V135H162ZM167 134H169V136H170V138L171 139H173V137H175L174 139V141L176 142V141H178V142H174L173 140H169V139H167L166 141L164 140L166 137H168L169 138V136H167ZM180 135V134H182L180 137L182 138L181 140L179 139L180 137L179 136H177V135ZM190 134V135H189ZM212 134V135H211ZM214 134V135H213ZM158 135V136H157ZM162 135V136H161ZM166 135V136H165ZM172 135V136H171ZM184 135V136H183ZM190 137H189V136ZM220 137H219V136ZM3 136V137H4ZM115 138H114V137ZM117 136V137H116ZM177 136V137H176ZM210 136V137H209ZM212 136L213 137H216V136H218V138H220V139H215V138H212ZM14 137V138H13ZM149 137V138H148ZM164 137V138H163ZM185 137V138H184ZM204 139H203V138ZM119 138V139H118ZM162 138V139H161ZM176 138H178L177 140H176ZM208 138V139H207ZM124 139V140H123ZM126 139V140H125ZM192 140V141H189V140ZM210 139V140H209ZM213 139H215L216 141H214ZM130 140H131V142H130ZM145 140V141H144ZM184 140V141H183ZM188 140V141H187ZM222 140V141H221ZM113 141V140H112ZM114 141H113V143H114ZM171 141V142H170ZM207 141H209V142H207ZM218 141V142H217ZM222 142V144H219V142ZM228 141H229V143H230V145H229V143H228ZM18 142V143H17ZM28 144H27V143ZM30 142V143H29ZM168 142H170V144H168ZM173 142H174V144H176V146L178 145V144H180V146L182 145L183 147H180L179 145V147L181 148H179L178 146L177 147H175L174 145H173ZM207 142V143H206ZM220 142V143H221ZM132 143V144H131ZM147 143V144H146ZM149 143V144H148ZM166 143H167V145H168V147H169V145H171L172 147L174 146L175 148H179L180 149V151H179V149H178V151H179V154H180V152L182 153L181 155H178V152H177V150H175V151H171L172 150V148L170 149V151L169 150H167L166 148H167V146H166ZM214 143V144H213ZM223 143H225V144H223ZM228 143V144H227ZM24 144V145H23ZM25 144H27V145H25ZM31 144V146H29ZM122 144V145H121ZM128 144H129V146H128ZM151 144V145H150ZM165 144V145H164ZM189 144V145H188ZM133 145V146H132ZM161 146V148H160V146ZM185 145H187V146H185ZM216 147V148H214V146ZM225 145V146H224ZM227 145V146H226ZM24 146V147H23ZM193 146H194V149H192V150H190L191 149V147L193 148ZM209 146V147H208ZM221 146V147H220ZM236 146V147H235ZM242 146V147H241ZM26 147V148H25ZM28 147H29V150H28ZM30 147H32V150H31V148ZM130 147V148H129ZM164 147H166L165 149H166V151H168L169 153H170V156L168 157L167 155H169V153H167L166 151H165V149H163ZM173 147V148H174ZM184 147L186 148V149H184ZM241 147V148H240ZM244 147V148H243ZM129 148V149H128ZM132 148V149H131ZM190 148V149H189ZM212 150H211V149ZM220 148V149H219ZM222 148V149H221ZM225 149V151H224V149ZM234 148V149H233ZM244 149V152L246 151L247 153H243L242 151H240L241 149ZM160 149V150H159ZM182 149H184V150H182ZM190 151H188V150ZM198 149V150H197ZM215 149V150H214ZM217 149V150H216ZM187 150V151H186ZM194 150H196V153H193L192 151H194ZM127 151V152H126ZM131 151V152H130ZM166 152L165 154H164V152ZM211 151V152H210ZM222 151H224V152H222ZM235 151V152H234ZM238 151V152H237ZM31 152V153H30ZM129 152V153H128ZM159 152H161L160 154H159ZM163 152V153H162ZM175 152H177V153H175ZM191 152H192V154H191ZM195 152V151H194ZM234 152V153H233ZM241 152L243 153V154H246V156L245 155H243V154H241ZM172 153V154H171ZM174 153V154H173ZM185 154V156H184V154ZM188 153V154H187ZM215 153V154H214ZM221 153V154H220ZM34 154V155H33ZM176 154L178 155V157H175V159H176V161H175V159H173V156L171 157V155H175L176 156ZM219 154V155H218ZM234 154H236V155H234ZM29 155V156H30ZM126 155V156H125ZM128 155V156H127ZM165 155V156H164ZM188 155V156H187ZM243 155V156H242ZM31 156V157H32ZM169 158H167V157ZM207 156V157H206ZM229 156V157H228ZM235 156V157H234ZM239 156H240V158H239ZM245 156V157H244ZM163 157V158H162ZM167 159H165V158ZM188 157H193L194 159H190V158H188ZM30 158V157H29ZM40 157L38 156V158L36 159L37 161H36V164H37V162L39 161V163L40 162H42L41 161V159H39ZM162 158V159H161ZM178 158L180 159V160H178ZM186 158H187V160H186ZM215 158V159H214ZM217 158V159H216ZM223 158V159H222ZM229 158V159H228ZM32 160H34L33 159V157L31 158ZM140 159V160H139ZM164 159V160H163ZM189 159V160H188ZM206 159V160H205ZM226 159V160H225ZM233 159V160H232ZM235 159H237V160H235ZM245 159V160H244ZM29 160V159H28ZM169 160H170V162H169ZM174 160V161H173ZM183 160V161H182ZM190 160H191V162H190ZM196 160V161H195ZM242 160V161H241ZM253 160V161H252ZM144 161V162H143ZM169 163H168V162ZM172 161V162H171ZM239 163H238V162ZM34 162H35V160H34ZM142 162V163H141ZM163 162V163H162ZM174 162V163H173ZM187 162H189V164L191 165V163H193V165H189L190 167L188 168V167H186V166H188V164H187ZM196 162V163H195ZM209 162H210V164H209ZM38 163V166L39 167H41V165L43 166V163L42 164H39ZM173 163V164H172ZM180 163H182V164H180ZM186 163V164H185ZM199 163V165H197ZM243 163V164H242ZM247 163H249V164H247ZM253 163V164H252ZM255 163V164H254ZM175 164V165H174ZM196 166H195V165ZM231 164V165H230ZM235 164H238V165H235ZM166 165V166H165ZM172 165V166H171ZM181 165H183V166H181ZM249 165V166H248ZM251 165H253V166H251ZM259 165V167H257ZM162 166V167H161ZM163 166H164V168H163ZM171 168H170V167ZM176 166V167H175ZM192 166H194V167H197L199 170H197V171H200V168H202L203 166H205V167H203L202 169L203 170H205L204 172H202V169H201V171L200 172H202V175H204V176H202V178L203 179H201L200 178V184L198 185V184H196V183H198V182H196L195 183V181L193 182L192 180V184L191 185H189V182H190V180H189V182L186 184V182L188 181V179L187 180H184V179H186V175H188V176H190V174L191 173H193L194 171L196 172V170H194L193 172H191V170H192ZM201 166V167H200ZM133 167V168H132ZM170 169H169V168ZM174 167H175V169H174ZM193 167V168H194ZM229 167V168H228ZM159 168V169H158ZM166 168H168V169H166ZM191 169V170H188V169ZM208 168V169H207ZM211 168V169H210ZM213 168V169H212ZM215 168V169H214ZM254 168V169H253ZM162 169V170H161ZM186 169L188 170L187 172H186ZM194 169H196V168H194ZM258 169V170H257ZM263 169V170H262ZM166 170V171H165ZM177 170V171H176ZM179 170V171H178ZM181 170V171H180ZM216 171V172H214V171ZM242 170V171H241ZM120 171V170H119ZM118 171V172H119ZM160 171V172H159ZM174 171V172H173ZM185 171V172H184ZM234 171V172H233ZM260 171V172H259ZM132 172V173H131ZM171 172H173V173H171ZM189 172V173H188ZM199 172V174L201 175V173ZM220 172V173H219ZM117 173V172H116ZM156 173V174H155ZM161 173L163 174V175H161ZM167 173V174H166ZM179 173V174H178ZM188 173V174H187ZM204 173V174H203ZM212 173H215V174H212ZM231 173V174H230ZM129 174H130V176H129ZM133 174V175H132ZM136 174V175H135ZM160 174V175H159ZM175 176H174V175ZM186 174V175H185ZM120 175V174H119ZM118 175V176H119ZM158 177H157V176ZM167 175H170V177H172L170 180H169V178L170 177H168ZM173 175V176H172ZM179 175H180V177H179ZM192 175V174H191ZM194 175V174H193ZM221 175V176H220ZM263 175V176H262ZM116 176H117V174H116ZM167 176V177H166ZM163 177V178H162ZM178 177V178H177ZM185 177V178H184ZM206 177V178H205ZM225 177V178H224ZM230 177V178H229ZM248 177V178H247ZM166 179V180H163V179ZM188 178V177H187ZM209 178V180H207ZM212 180H211V179ZM227 178H228V180H227ZM263 178V179H262ZM116 179H117V177H116ZM133 181H132V180ZM142 179V180H141ZM167 179H168V181L170 182H168L167 181ZM176 179H179L178 181L176 180ZM213 179H215V180H217V181H215V180H213ZM221 179H222V181H221ZM234 180V182H233V180ZM236 179V180H235ZM259 179V180H258ZM144 180V181H143ZM184 180V181H183ZM203 180V181H202ZM205 180V181H204ZM211 180V181H210ZM257 180V181H256ZM147 183H146V182ZM150 181H152V182H150ZM163 183H162V182ZM186 181V182H185ZM199 181V180H198ZM227 181V182H226ZM239 181V182H238ZM255 181V182H254ZM260 181V182H259ZM145 182V183H144ZM174 182V183H173ZM184 182H185V184L186 185H188V186H185V184H184ZM207 182V183H206ZM222 182V183H221ZM225 182V183H224ZM232 182V183H231ZM258 182V183H257ZM162 183V184H161ZM169 183V184H168ZM172 183V184H171ZM183 183V184H182ZM194 183H195V185H194ZM208 183H210V184H208ZM261 183H263V184H261ZM156 184V185H155ZM207 184V185H206ZM226 184H228V185H226ZM236 184H238V185H236ZM259 184V185H258ZM161 185V186H160ZM164 185H167V186H164ZM170 185V186H169ZM198 185V186H197ZM217 185V186H216ZM252 185V186H251ZM134 186V187H133ZM163 186V187H162ZM172 186V187H171ZM192 186V187H191ZM195 186V187H194ZM200 186H202V187H200ZM226 186H227V188H226ZM230 186H231V188H230ZM240 186V187H239ZM256 186V187H255ZM259 186H261V187H259ZM135 188L134 190L138 193V195H133L135 192H133V188ZM194 187V188H193ZM213 187V188H212ZM219 188L220 190H222L221 192H222V194H224L227 198H228V196H229V198H228V200H229V202L226 200L227 198H225V196L223 197L222 196V201L221 202H219L218 201V199H217V197H216V199L214 198V193L213 192H211V189H212V191H213V189L214 188ZM237 187H239V188H237ZM94 188V187H93ZM92 187H90V189H93ZM128 188V189H127ZM208 188V189H207ZM233 188V189H232ZM261 188V189H260ZM96 189V188H95ZM93 190L92 192L94 193L95 191L96 192H98L97 191V189L96 190ZM131 189V190H130ZM194 189H196V190H194ZM227 189V190H226ZM238 189H241V190H238ZM242 189H243V192H242ZM154 190H156V191H154ZM170 190V191H169ZM210 190V191H209ZM236 190V191H235ZM252 190V191H251ZM131 191V192H130ZM165 191L167 192V194L165 193ZM224 191H226V193H224ZM228 191V192H227ZM231 191V192H230ZM232 191L233 192H235L234 194L232 193ZM239 191V192H238ZM254 191L256 192L255 194H254ZM263 191V192H262ZM133 192V193H132ZM169 192V193H168ZM259 192V193H258ZM136 193V194H137ZM172 193V194H171ZM213 193V194H212ZM231 193L233 194L232 196H231ZM237 193H238V195H237ZM243 193V194H242ZM253 193V194H252ZM169 194H171V195H169ZM173 194H175V195H173ZM228 194V195H227ZM230 194V195H229ZM236 194V195H235ZM240 194L241 195H243V196H240ZM246 194V195H245ZM261 194V195H260ZM152 195V196H151ZM165 195V196H164ZM212 195V196H211ZM255 195V196H254ZM168 196V197H167ZM169 196H171V197H169ZM235 196V197H234ZM240 196V197H239ZM258 196V197H257ZM166 197H167V200H166ZM214 199H213V198ZM233 198V202H232V198ZM134 198H136V199H134ZM152 198H154V199H152ZM225 198V199H224ZM235 198H237V199H235ZM242 200H241V199ZM156 199V200H155ZM168 199H172V200H170V201H168ZM175 199V200H174ZM241 201H240V200ZM138 200V201H137ZM144 200V201H143ZM181 200V201H180ZM223 200H226V201H224L223 202ZM168 201V202H167ZM173 201V202H172ZM216 201H217V204H216ZM167 202V203H166ZM171 204H170V203ZM174 202H175V204H174ZM181 202V203H180ZM186 205H184L183 203ZM225 202H227V203H225ZM170 205H169V204ZM223 203V204H222ZM231 203V204H230ZM233 203V204H232ZM237 203V204H236ZM155 204V205H154ZM179 204V206H175V205H178ZM180 204H181V206H180ZM242 204V205H241ZM167 205H169V206H167ZM185 206V208H184V206ZM228 205L230 206L229 208H228ZM233 205V206H232ZM146 206H148V207H146ZM166 206V207H165ZM83 207V208H82ZM82 207H80V211L82 212L83 210H85L84 209V206H82ZM144 207V208H143ZM180 209H179V208ZM183 209H182V208ZM234 207V208H233ZM143 208V209H142ZM151 208V209H150ZM157 208H159V209H157ZM148 209V210H147ZM153 209V210H152ZM155 209V210H154ZM169 209V210H168ZM168 210V211H167ZM178 210V211H177ZM182 210V211H181ZM228 210H230V211H228ZM168 213H167V212ZM227 212V213H226ZM230 214H229V213ZM248 212V213H249ZM150 213V214H151ZM166 213L168 214V215H166ZM170 213L172 214V215H170ZM173 213H174V216H173ZM176 213V214H175ZM189 213V214H188ZM187 214V215H186ZM194 214V215H193ZM185 215H186V217H185ZM198 215V216H197ZM232 216L233 217V215H234V218H231V217H229V216ZM236 215V216H235ZM238 215V216H237ZM193 216V217H192ZM202 216V217H201ZM171 217H173V218H171ZM189 217V218H188ZM195 217V218H194ZM201 217V218H200ZM228 217V218H227ZM194 218V219H193ZM197 218V219H196ZM200 218V220H198ZM236 218V219H235ZM246 218H247V216H246ZM186 219V220H185ZM234 219V220H233ZM171 220V221H170ZM202 220V221H201ZM203 220H205L204 222H203ZM233 220V222H229V221H232ZM239 222H238V221ZM151 221V222H150ZM154 220L153 219H150L149 220V223H151V225H153L154 224V222H153ZM174 221H175V223H174ZM187 221H189V222H187ZM199 221H201V222H199ZM228 222V223H226V222ZM237 221V222H236ZM153 222V223H152ZM169 222V223H168ZM185 222V223H184ZM198 222H199V224H198ZM202 222H203V225H201L202 224ZM209 223V225H206L207 223ZM241 222V223H240ZM182 223H183V225H182ZM191 225H190V224ZM206 223V224H205ZM244 223H247L246 225L244 224ZM170 224V225H169ZM224 224V225H225ZM237 224H238V226H237ZM240 224L242 225V229H243V232H242V229L241 230H239L240 229ZM244 224V225H243ZM167 225H169V226H167ZM173 225V226H172ZM177 225V226H176ZM226 225V226H227ZM229 225V226H230ZM178 226L180 227V228H178ZM181 226L183 227V228H181ZM199 226H202V227H199ZM231 226H230V228H231ZM247 226V227H246ZM187 227H188V229H187ZM202 228V229H204L205 228V230L207 229L206 227H208V229H209V232L206 230H200L199 228ZM204 227V228H203ZM239 227V228H238ZM169 228H170V230H169ZM184 228H185V230H184ZM193 228H194V230H193ZM195 228H197V229H195ZM210 228H211V230H210ZM236 228H238V229H236ZM190 229V230H189ZM199 229V230H198ZM236 229V230H235ZM177 230V231H176ZM244 230L245 231H247V232H244ZM176 231V232H175ZM180 231H182L183 233L182 234H184V237H183V239H178V237L177 236H179V237H181L180 235H181V232ZM186 231V232H185ZM188 231V232H187ZM192 231V232H191ZM198 231H200V232H198ZM205 231V232H204ZM239 231V232H238ZM172 232H173V234H172ZM185 232V233H184ZM202 232V234H199V233H201ZM174 233H176V234H174ZM180 233V234H179ZM203 233H204V235H203ZM208 235H207V234ZM209 233H210V235H209ZM248 235H247V234ZM165 234V235H166ZM170 234V235H169ZM171 234H172V237H171ZM179 234V235H178ZM64 235V234H63ZM169 235V236H168ZM197 235V236H196ZM207 237H206V236ZM65 236V237H64ZM64 236H62L61 238L62 239H65L66 241L65 242H67V245L70 247V249L72 248H75V246H72L71 247V245H72V243L73 242H71L72 241V239H70V238H68L67 237V235L65 234ZM176 236V237H175ZM199 236V237H198ZM208 236H210V238L212 237L214 240H211ZM171 237V238H170ZM191 239H190V238ZM204 237H206V238H204ZM168 238H170V239H168ZM175 238H177L178 239V241L177 240H175ZM195 239V241H194V239ZM207 238H209V239H207ZM69 239L71 240L70 242H71V245H70V243H68L69 242ZM185 239H186V241H185ZM216 239V240H215ZM252 239V240H251ZM68 240V241H67ZM174 240V241H173ZM183 240V241H182ZM201 240H203V241H201ZM206 240H210V241H212V242H207ZM175 241H177V243L175 242ZM215 241V242H214ZM170 242V243H171ZM181 242V244H179ZM196 242V243H195ZM205 244H204V243ZM212 243V244H211ZM179 244V245H178ZM188 244V245H187ZM204 244V245H203ZM74 245V244H73ZM172 245V244H171ZM203 245V246H202ZM210 247H209V246ZM67 246V247H68ZM179 246V247H178ZM68 247V248H69ZM152 249V248H151ZM150 249V251H152V254L151 255H153V257L152 258H146V259H148V260H150V264H153L155 261V263L154 264H166L165 262L163 263V260H162V263H160L161 262V260L159 259V256L156 254L157 252L154 250H151ZM76 250V249H75ZM72 251H74V250H72ZM154 252H156V253H154ZM154 253V254H153ZM215 253V254H214ZM156 254V255H155ZM220 255V256H219ZM208 256V257H207ZM216 258H215V257ZM206 257V258H205ZM214 257V258H213ZM139 258H141V257H139ZM154 258H155V260H154ZM199 258V259H198ZM193 259V260H192ZM196 259H198V260H196ZM196 260V261H195ZM201 260V261H202ZM219 260V259H218ZM160 261V262H159ZM196 263H195V262ZM200 261V262H201ZM207 261V262H208ZM158 262V263H157ZM203 262V261H202ZM211 262H208V264L209 263H211ZM199 263V262H198ZM211 263V264H212Z\"/></svg>","mask_w":264,"mask_h":264},{"label":"snow or ice","instance_id":"6c2138e0","mask_svg":"<svg viewBox=\"0 0 264 264\" xmlns=\"http://www.w3.org/2000/svg\"><path fill=\"white\" fill-rule=\"evenodd\" d=\"M15 242L20 245H25L28 243V241L23 237H18Z\"/></svg>","mask_w":264,"mask_h":264}]
</instances>
